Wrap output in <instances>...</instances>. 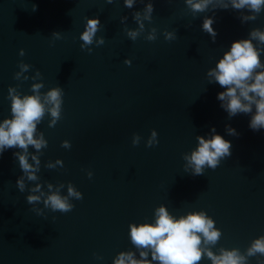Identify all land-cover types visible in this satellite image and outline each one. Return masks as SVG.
<instances>
[{
    "label": "water",
    "instance_id": "obj_1",
    "mask_svg": "<svg viewBox=\"0 0 264 264\" xmlns=\"http://www.w3.org/2000/svg\"><path fill=\"white\" fill-rule=\"evenodd\" d=\"M206 19L215 36L203 29ZM88 20L99 23L85 45ZM254 29L264 31V6L256 14L232 8L231 0H212L202 12L187 0H133L132 7L125 0H0V125L13 118L12 97L38 95L45 112L34 138L46 142L27 148L35 180L15 155L24 149L0 155V264H115L121 253L160 264L151 248L131 242L130 231L155 224L161 207L175 219L204 213L213 220L219 239L212 244L199 234L197 264H213L209 250H238L244 264H264V254L248 256L264 237V129L249 127L255 105L229 117L218 99L226 89L208 75ZM252 43L264 65V43ZM57 87L59 119L47 100ZM215 135L231 142V155L196 175L185 157L199 137ZM70 187L81 198L69 195ZM53 194L71 210L47 205ZM30 195L39 199L29 204Z\"/></svg>",
    "mask_w": 264,
    "mask_h": 264
},
{
    "label": "clouds",
    "instance_id": "obj_2",
    "mask_svg": "<svg viewBox=\"0 0 264 264\" xmlns=\"http://www.w3.org/2000/svg\"><path fill=\"white\" fill-rule=\"evenodd\" d=\"M212 0H187V4L193 12L204 11ZM133 0H125L126 7H132ZM264 0H231V7L236 10L248 8L249 11L259 14ZM152 4L148 5V11L151 12ZM225 9L228 5L224 6ZM37 9V5H33V11ZM256 16L245 17L244 19H255ZM99 20H88L86 30L80 37L85 45L91 44L93 37L97 32ZM213 21L206 19L203 24V29L216 35L212 27ZM137 32H130L129 36L135 40ZM167 39H171L169 34ZM149 40H154L155 36H149ZM253 40H259L264 43V31L254 29L250 33V38L245 40L234 41L230 51L226 52L223 58L218 62L216 68L208 73L209 76L215 78V81L225 91L218 94V99L224 101L221 107L227 111L229 117H234L238 113H251L253 105H255V115L252 116L249 123L250 129L259 131L264 129V71L256 73L257 68H262L260 54L257 48L253 45ZM99 43H103V40ZM131 65L130 61H125ZM41 85H34L33 91L38 92ZM47 100L53 105L51 108L52 117L59 119L61 107V89L59 87L52 89L47 94ZM11 112L12 119L4 120L0 125V155L5 149L19 147L25 150V154L15 153L19 159L20 168L28 175L29 180H35V171L31 164L28 163L27 148L33 145L37 150L42 146H46V142L41 137L34 138L37 122L44 115L45 108L40 101L38 95L25 96L21 99L18 96L12 97ZM215 131V129H213ZM229 135H238L234 128H228ZM156 133L153 132V137ZM133 144H139V137L134 136ZM62 146H69V141H64ZM152 146L151 141L148 144ZM230 141H226L223 136L215 135L210 140H205L199 137V147L194 151L189 159V163L194 165L195 174L201 175L203 167L207 164L215 169L219 163V158L229 156ZM33 159H36L33 157ZM37 160V164H38ZM92 174L89 173V177ZM17 187L21 192L25 189L23 177L16 182ZM38 190V189H37ZM69 195H76L81 198L79 193H76L71 187ZM39 197L28 196L29 204L37 201ZM50 205L53 210L68 212L71 210V205L66 202L58 194H53L48 197L45 202ZM157 219L155 224H140L139 226L132 225L130 231L131 242L138 248L152 249V259L159 260L160 264H197L202 258L203 249L201 245V236L207 242L215 244L219 239L220 232L214 229L213 220L207 218L204 213L189 214L186 217L175 219L170 216L168 211L161 207L157 210ZM256 253L264 254V237L257 239L248 249V256H254ZM147 252H141V257H147ZM207 256L213 261V264H244L245 257L240 255L238 250L222 251L220 256H215L210 250ZM115 264H148L146 259H133L132 253H121Z\"/></svg>",
    "mask_w": 264,
    "mask_h": 264
}]
</instances>
